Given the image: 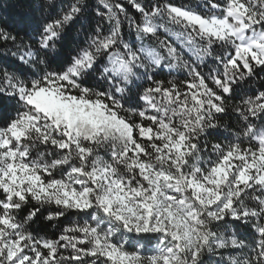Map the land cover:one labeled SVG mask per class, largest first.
Segmentation results:
<instances>
[{
    "label": "snow or ice",
    "instance_id": "snow-or-ice-1",
    "mask_svg": "<svg viewBox=\"0 0 264 264\" xmlns=\"http://www.w3.org/2000/svg\"><path fill=\"white\" fill-rule=\"evenodd\" d=\"M27 7L0 17V264H264V0Z\"/></svg>",
    "mask_w": 264,
    "mask_h": 264
},
{
    "label": "trees",
    "instance_id": "trees-1",
    "mask_svg": "<svg viewBox=\"0 0 264 264\" xmlns=\"http://www.w3.org/2000/svg\"><path fill=\"white\" fill-rule=\"evenodd\" d=\"M27 11V0H0V17L19 19Z\"/></svg>",
    "mask_w": 264,
    "mask_h": 264
}]
</instances>
